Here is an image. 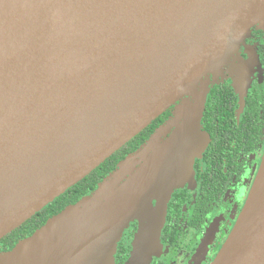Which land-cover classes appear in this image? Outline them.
<instances>
[{
    "label": "water",
    "instance_id": "95a60500",
    "mask_svg": "<svg viewBox=\"0 0 264 264\" xmlns=\"http://www.w3.org/2000/svg\"><path fill=\"white\" fill-rule=\"evenodd\" d=\"M264 0H0V240L169 108L89 194L0 252V264H150L172 193L207 145L217 77ZM210 264H264V156Z\"/></svg>",
    "mask_w": 264,
    "mask_h": 264
},
{
    "label": "flooded vegetation",
    "instance_id": "af4514ba",
    "mask_svg": "<svg viewBox=\"0 0 264 264\" xmlns=\"http://www.w3.org/2000/svg\"><path fill=\"white\" fill-rule=\"evenodd\" d=\"M200 123L207 145L193 180L171 195L162 251L150 264H210L245 204L264 156V19L210 76ZM136 230V222L124 230L115 264L126 263Z\"/></svg>",
    "mask_w": 264,
    "mask_h": 264
},
{
    "label": "trees",
    "instance_id": "16d2710c",
    "mask_svg": "<svg viewBox=\"0 0 264 264\" xmlns=\"http://www.w3.org/2000/svg\"><path fill=\"white\" fill-rule=\"evenodd\" d=\"M168 117L169 111H166L157 117L151 124L96 167L90 174L68 188L63 194L56 197L40 211L36 212L20 227L2 238L0 240V252L11 249L16 242L31 235L37 228L43 225L49 217L57 214L67 205L75 203L82 196H85L94 190L97 183L115 168L118 161L123 159L128 153L137 149L149 137L154 129L163 123Z\"/></svg>",
    "mask_w": 264,
    "mask_h": 264
}]
</instances>
